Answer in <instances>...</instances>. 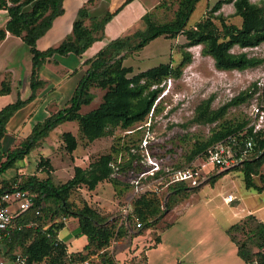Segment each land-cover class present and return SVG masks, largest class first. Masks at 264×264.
<instances>
[{
    "label": "rangeland",
    "instance_id": "rangeland-1",
    "mask_svg": "<svg viewBox=\"0 0 264 264\" xmlns=\"http://www.w3.org/2000/svg\"><path fill=\"white\" fill-rule=\"evenodd\" d=\"M124 1L91 0L85 8L91 16H99L104 11L113 12ZM179 1L134 0L105 26L103 39L93 49L99 47L98 45L103 48L113 39L130 36L136 31L143 30L144 25L141 18L146 13H149L151 20L157 24L171 22L175 17ZM217 1L219 0H199L186 23L185 30L193 29L207 19L218 29V32H224L223 26L240 28L241 18L235 14L234 0L223 4L218 11L213 12L212 8ZM261 1L263 0H250L251 3L264 8ZM134 11H141V16L135 15ZM6 18L5 11H0V28L3 27V20ZM75 19L76 16L73 21ZM109 24L110 26H108ZM90 25L89 19L84 20L85 27L89 28ZM70 34L71 29L62 41ZM98 35L100 34H96V36ZM61 42L55 45L58 46ZM42 47L44 44L41 43L39 48ZM202 49L203 45L190 46L184 34H180L175 38L162 36L149 42L138 51L121 53L117 58L121 59L123 67L131 70L128 76L145 72L160 64H169L172 69H179L178 77L169 78L163 82V91L155 101V104H158V111L153 115L150 114L141 123H136L126 130L116 128L109 135L92 143L82 138L76 121H64L40 139L22 161L15 163L11 169L0 176V187L4 184L8 185L15 179L20 181L19 177H21V182L29 177L39 180L50 178L53 184L58 186L72 178L74 167L87 168L99 156L112 152L113 158L120 159L122 165L124 163L131 164L130 168L125 169L126 171L114 173V177H117L119 182L106 180L99 183L94 190H88L81 185L70 191L67 201L72 211L85 206L90 207L96 212L100 222H115L123 203L131 193V186L128 188L126 184L130 185V181L142 169L140 161L144 152L141 150V143L147 128L151 137L146 149L147 153L168 168L184 167L187 165L186 157L197 144L206 142L213 133L222 127L233 128L246 123L248 126L251 106L255 102L264 106V64L242 71H220L214 67L213 60L205 55ZM230 52L263 58L264 42L257 47L247 49L235 46ZM185 55H189L190 60L181 65ZM56 58L57 61L51 59L48 66L43 65L41 68L44 70L39 78L44 84L36 91V96L38 94L40 96V102L35 105L37 106L34 108L35 111L30 113L25 122L19 124V128L12 130V127L8 126L2 140L1 151L4 157L8 152L20 148L21 143L30 135L35 124L43 123L48 117L69 104L78 81L88 68L84 64L79 66L75 62L63 61L58 56ZM30 67L31 55L26 45L19 38L9 37V41L0 51V84L3 80H8L14 92L5 96L6 99L0 102L2 106L15 102L17 98L25 100L30 95ZM105 92L95 86L91 87L89 94L93 96V99L88 106L81 107L79 114L96 109L102 102ZM239 97H243L245 100L237 105H229L222 117L214 123L205 124L195 121L199 107L207 106L209 111H217L236 101ZM129 130L133 133L127 134L126 132ZM66 132L73 134L78 143L77 149L72 154H68L64 149L62 134ZM215 173L219 174L218 170ZM210 182L209 179L199 188L186 194L182 192L165 193L164 196L169 198L167 209L170 210L176 204L181 203L177 213L181 215L185 223H190L191 221L205 222L208 217L207 213L210 211L215 214H218L219 210L223 211L224 215H219V218L224 220L230 217L226 215L229 207L235 208L239 205L256 209L259 205H264V191L258 193L254 189H246L243 175L239 171L222 176L212 186ZM253 182L257 187L264 186V164L258 174L253 177ZM228 194L235 197L234 202L228 206L222 205V197ZM212 196H214V200L209 204L206 203L207 199ZM156 200L161 203L159 199ZM43 206L51 211L54 209V219H59L56 204L47 201L43 203ZM242 222V225L244 224L242 230L232 232L231 237L234 238L236 246L245 243L247 249L252 252L256 248L257 241L249 233V230L256 223L246 219ZM65 223L64 230L60 232L61 238L65 241L73 237L80 238L81 244L83 236L75 237L78 233V220L68 217ZM161 227L163 228V225L160 220L149 228L143 229L142 227L139 231L131 234V238L140 235L142 236L141 241L147 240V243L149 240L154 241ZM67 244V252L68 249L70 251L80 249V244H69V242ZM91 250L93 251V249ZM15 251L20 252V248L17 247ZM129 252L131 253L130 250ZM93 253L95 254L94 251ZM77 254L84 255L86 250L83 248L82 252ZM126 255L128 254L126 253ZM101 257L92 258V263L137 264L133 258Z\"/></svg>",
    "mask_w": 264,
    "mask_h": 264
},
{
    "label": "trees",
    "instance_id": "trees-1",
    "mask_svg": "<svg viewBox=\"0 0 264 264\" xmlns=\"http://www.w3.org/2000/svg\"><path fill=\"white\" fill-rule=\"evenodd\" d=\"M63 1L0 0V11H5L7 17L5 25L0 28V41H3L8 33L19 38L31 55L30 95L25 100L17 98L15 102L0 109V176L11 169L15 163L22 161L40 139L64 121H76L82 138L92 143L109 135L116 128L126 130L136 123H141L150 114L153 115L158 111V104H155V101L163 91L162 84L169 78L178 77L179 69H172L169 64H160L145 72L128 76L131 70L123 67L121 59L117 58L123 52L138 51L149 42L162 36L175 38L184 34L190 46L203 45V53L213 60L217 70L242 71L264 64V57H248L245 53L233 54L230 52L235 46L247 49L257 47L264 42V8L251 3L250 0H234L235 14L241 18L240 28L223 26L224 32H218V29L207 19L193 29L185 30L186 23L199 0H180L175 17L171 22L157 24L151 20L150 14L146 13L141 18L144 25L143 30L109 41L93 57L84 61L83 64L88 68L78 81L69 104L48 117L43 123L35 124L30 135L21 143L20 148L8 152L4 157L1 150L6 125L17 111L35 99L36 91L44 84L39 78V72L43 65L51 61L54 55L73 54L77 57L83 55L93 43L103 39L105 26L134 0H125L113 12L104 11L99 16H91L85 6L81 7L72 23L71 34L66 36L58 46L40 51L37 49V41L52 27L53 21L64 13ZM231 1H217L212 11H218L223 4ZM261 2L264 6V0ZM87 19L91 21L89 28L84 26V20ZM98 33L100 35L96 36ZM189 60V55H185L181 65L188 63ZM93 86L106 91L102 102L96 109L79 114L82 106H88L91 103L93 96L89 94V89ZM10 93V82L3 80L0 84V96ZM244 100L245 98L239 97L236 101L217 111H209L207 106L199 107L195 121L205 124L214 123L222 117L229 105H237ZM249 139L254 145L253 151L245 157L239 166L218 171L217 175L215 173L217 169H215L207 180H211L212 186L222 176L239 171L243 175L245 188L261 193L264 186H255L253 177L258 174L264 164V129L254 133L252 128L247 127V123L239 124L233 128L222 127L213 133L206 142L197 144L186 157V162L190 164L198 157L206 159L209 149L219 142L228 144L231 150L239 151ZM62 140L68 154H72L77 149L78 143L73 134L63 133ZM113 161V153L110 152L99 156L87 168L76 166L73 169L72 178L58 186L54 185L50 178L39 180L29 177L21 182V177H19L20 181L15 179L8 185L4 184L0 187V194H2L13 184L19 182L22 190L33 195L34 202L33 209L15 221V226L3 240L0 256L11 260L20 254L26 258L29 264H70L87 259L88 256L94 254L93 251L96 253L98 250L105 249L113 239L124 236L126 231L118 226L119 215L115 222H111L112 224L103 223L98 220L97 214L92 208L85 206L72 211L67 201L70 191L81 185L88 190H94L99 183L106 180L118 183V178L114 177L115 171L110 166ZM130 165V163L117 165L116 172H124L131 167ZM126 186L130 188L129 184ZM199 187L190 188L183 184H176L171 186L167 193L182 192L186 194ZM168 200L169 198L166 197L164 205L159 203L156 198L139 197L134 200V212L143 229L151 227L164 217L165 213L169 211L167 209ZM47 201L56 204L58 220L54 219V209L51 211L43 206V203ZM35 210L39 211L38 217L34 216ZM68 217L78 220V233L75 237H86L87 244L84 246L86 254L84 255L68 254L66 244L58 239L59 232L66 225L62 219L66 218L67 220ZM245 219L253 220L256 223L249 230V233L257 241L256 248L252 252L247 249L245 243L236 246L234 238L231 237L232 232L242 230L244 225H242V221ZM245 219L232 225L226 233L238 247L237 254L243 262L252 257H256L261 262L263 256L259 251L261 248L264 249V224L253 215H248ZM29 223L34 224L27 227L26 225ZM17 247L20 248V252L15 251ZM102 257L104 258L106 255L102 254Z\"/></svg>",
    "mask_w": 264,
    "mask_h": 264
},
{
    "label": "crops",
    "instance_id": "crops-1",
    "mask_svg": "<svg viewBox=\"0 0 264 264\" xmlns=\"http://www.w3.org/2000/svg\"><path fill=\"white\" fill-rule=\"evenodd\" d=\"M88 1L89 0H64V13L53 21L52 27L37 41V49L44 51L50 47H55V44L61 42L65 35L70 32L73 18L76 16L75 14L81 7L86 6ZM134 14L141 16V11H134ZM3 21L4 26L7 18ZM69 22H71L70 25ZM108 26H110V24ZM9 37L13 36L7 33L5 39L0 44V51L9 41ZM41 43L44 44V47L40 49L39 46ZM98 43L100 44V41L93 43L92 46L80 57L74 55L57 56L63 61L68 60L70 63L75 62V64L81 66L84 61L93 57L102 48L101 45H98L99 47L93 49ZM57 56L55 55V57H52L51 59L57 61ZM49 64L50 63H46L45 66H48ZM42 70H44V68L40 70L39 77L41 76ZM13 92L14 90L11 88L10 94ZM5 99V96H0V102ZM39 102L40 96L38 94L33 101L17 111L11 117L6 125V130H8V126L12 127V130L19 128V124L25 122L27 118H29L30 113L33 110L35 111L34 108L37 107L35 105H38ZM8 104L10 103L3 106L0 104V109ZM229 195L230 194L222 197V205L228 206L234 202V196H232L234 200L231 202L227 201V196ZM212 200H214V196L208 198L206 203L209 204ZM180 206L181 203L176 204L175 207L171 208L161 219L163 228L161 227V229L158 230L159 233L157 231V238L154 239V241L149 240L148 243L147 240L141 241L142 236L140 235L131 238V234L139 231L132 229L131 233L124 232V236L118 238L116 243L112 244L111 248L108 246L105 248L106 251L104 249L98 250L95 254H92L87 258H100L102 254H105L106 257L104 258H133L137 264H244L237 254V247L231 241L226 231L232 225L240 223L248 215L255 216L264 224V205H259L256 209H251L245 206L241 207L239 205L235 208L229 207L226 215L230 217H227L224 220L219 218V215H224L223 211L221 212L219 210L218 214L210 211L207 213L208 217L205 222L191 221L190 223H185V220L177 213ZM60 232L58 234V239L64 242L67 248V242H69V244H80V238L75 239L73 237L67 241L63 240L60 236ZM82 240L83 242L81 243L82 245L80 244V249L75 251H70L68 249V254L81 253L82 249L87 244L86 237L83 236ZM126 253L128 255H126Z\"/></svg>",
    "mask_w": 264,
    "mask_h": 264
},
{
    "label": "built area",
    "instance_id": "built-area-1",
    "mask_svg": "<svg viewBox=\"0 0 264 264\" xmlns=\"http://www.w3.org/2000/svg\"><path fill=\"white\" fill-rule=\"evenodd\" d=\"M250 121L248 128L252 131L259 132L264 129V107L255 102L250 108ZM132 134L133 131H127ZM151 137L146 129L144 139L141 143L142 169L138 172L134 179L130 181L131 193L129 198L123 203L118 219V226L123 228L127 233H131L132 229L140 230L142 228L139 218L134 212V200L139 197L156 198L164 205L168 189L176 184H183L186 187L194 188L201 186L217 169L224 171L239 166L245 157L253 151V143L249 139L239 151L231 150L228 144L219 142L214 144L208 151V157L203 159L198 157L190 164L184 167L168 168L156 158L147 153V147ZM122 164L120 159L110 164L113 171H117V165ZM116 169V170H115ZM234 200L232 195L227 196V201ZM33 195L26 190H22L19 182L13 184L0 194V251L2 250V242L7 238L9 231L15 226V221L22 218L27 212L33 209ZM39 211H34V216L38 217ZM66 222V218L62 219ZM29 223L26 226H33ZM117 239H113L109 245L116 243ZM106 251V249H104ZM259 253L263 256L260 262L256 257L244 262V264H264V249L261 248ZM0 264H29L22 255H17L15 259H5L0 256ZM33 264V263H32ZM70 264H93L91 258L81 261L72 262Z\"/></svg>",
    "mask_w": 264,
    "mask_h": 264
}]
</instances>
